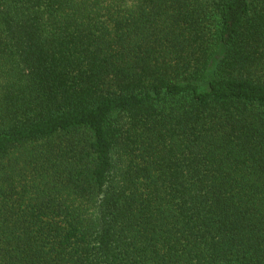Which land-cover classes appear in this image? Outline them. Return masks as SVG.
I'll list each match as a JSON object with an SVG mask.
<instances>
[{
  "label": "trees",
  "instance_id": "16d2710c",
  "mask_svg": "<svg viewBox=\"0 0 264 264\" xmlns=\"http://www.w3.org/2000/svg\"><path fill=\"white\" fill-rule=\"evenodd\" d=\"M0 264H264V0H0Z\"/></svg>",
  "mask_w": 264,
  "mask_h": 264
}]
</instances>
